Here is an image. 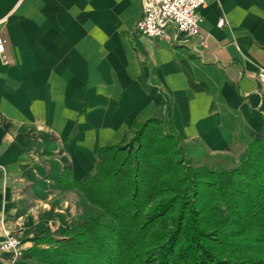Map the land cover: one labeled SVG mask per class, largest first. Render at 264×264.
<instances>
[{
  "label": "crops",
  "instance_id": "1",
  "mask_svg": "<svg viewBox=\"0 0 264 264\" xmlns=\"http://www.w3.org/2000/svg\"><path fill=\"white\" fill-rule=\"evenodd\" d=\"M141 0H0V236L63 238L81 179L133 119H170L197 163L237 161L264 126V0H209L198 35L134 32ZM219 17L224 23L217 25ZM205 40V46L198 43ZM0 264H37L0 254Z\"/></svg>",
  "mask_w": 264,
  "mask_h": 264
},
{
  "label": "trees",
  "instance_id": "2",
  "mask_svg": "<svg viewBox=\"0 0 264 264\" xmlns=\"http://www.w3.org/2000/svg\"><path fill=\"white\" fill-rule=\"evenodd\" d=\"M81 179L63 238L23 254L37 264H264V126L237 161L197 163L170 119H133Z\"/></svg>",
  "mask_w": 264,
  "mask_h": 264
},
{
  "label": "built area",
  "instance_id": "3",
  "mask_svg": "<svg viewBox=\"0 0 264 264\" xmlns=\"http://www.w3.org/2000/svg\"><path fill=\"white\" fill-rule=\"evenodd\" d=\"M209 0H141L142 11L137 19L134 32L144 37L168 38L167 27L173 25L178 33L185 37L199 34L202 16L199 9L206 6ZM224 23L219 17L217 25ZM205 46V40L198 43ZM0 54L4 56V39L0 35ZM258 78L264 81V70H260ZM22 240L11 234L0 236V254L10 253L13 256L23 255Z\"/></svg>",
  "mask_w": 264,
  "mask_h": 264
}]
</instances>
